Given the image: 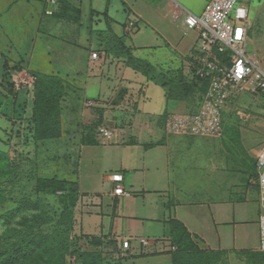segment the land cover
I'll list each match as a JSON object with an SVG mask.
<instances>
[{
	"label": "crops",
	"instance_id": "crops-1",
	"mask_svg": "<svg viewBox=\"0 0 264 264\" xmlns=\"http://www.w3.org/2000/svg\"><path fill=\"white\" fill-rule=\"evenodd\" d=\"M57 1V9L67 2L83 5L85 19L89 18L85 29L120 39L134 57L151 64L157 73L146 77L102 51L99 73L86 82V99L97 102L94 108L105 117L101 127L112 136L104 140L97 134L96 141L83 145L79 155L78 191L91 203L82 217L84 233L107 236L112 248L123 254L122 264H173L170 222L174 221L201 249L224 253L232 264H264L259 248L262 207L257 157L261 147L254 146L247 159L223 139L225 134L217 139L168 135L164 127L168 114L200 108L201 93L184 100L169 99L158 76L172 85L192 81L198 31L189 30L184 21L188 15L201 16L211 0ZM48 3L0 0L4 65L10 68L21 60L12 50L15 40L21 45L31 29L45 31L44 25L58 13ZM247 7L251 41L252 10ZM176 8L180 14L174 19ZM259 9L255 15L260 17ZM131 21L140 27L137 24L136 31L129 33ZM6 97L16 103L14 96ZM116 174L123 175V186L131 196L113 194L110 177ZM124 239L131 240L129 250L122 249ZM141 239H148L150 245L142 247Z\"/></svg>",
	"mask_w": 264,
	"mask_h": 264
},
{
	"label": "rangeland",
	"instance_id": "rangeland-1",
	"mask_svg": "<svg viewBox=\"0 0 264 264\" xmlns=\"http://www.w3.org/2000/svg\"><path fill=\"white\" fill-rule=\"evenodd\" d=\"M244 3L252 10L248 51L257 56L264 71V0ZM65 4L66 9H56L59 13L44 25L45 31L31 29L29 38L20 40L21 45L15 40L12 50L21 57L17 65L4 70L0 57V264H35L32 258L27 262L30 251L23 252L28 256H19L20 252L16 261L9 259L10 251L35 240L39 246L32 253L34 257L43 253L48 260L51 251L64 256L63 264H82L78 255L89 251L122 258L107 236L88 235L82 229V217L91 203L75 187L79 155L83 145L96 141L99 127L105 124L101 109H86V82L99 73L104 44L89 27L85 29L88 23L84 21L89 19H85L86 8ZM258 6L260 17L255 15ZM69 10L73 13L68 14ZM0 50H5L4 39H0ZM94 52L99 58L92 61ZM31 76L38 81L28 97L27 91L16 89L12 79L28 81ZM8 94L16 103L6 97ZM3 113L12 119H6ZM224 118L223 139L235 151L246 157L256 145L261 151L264 93H240L227 107ZM40 180H57L63 188L41 192ZM92 238H101V246ZM182 238V244L171 240L175 253H182L180 264H232L226 254L201 249L187 234Z\"/></svg>",
	"mask_w": 264,
	"mask_h": 264
},
{
	"label": "built area",
	"instance_id": "built-area-1",
	"mask_svg": "<svg viewBox=\"0 0 264 264\" xmlns=\"http://www.w3.org/2000/svg\"><path fill=\"white\" fill-rule=\"evenodd\" d=\"M57 0H49V7L56 6ZM245 2V1H244ZM242 0H211L205 6L201 16L188 15L185 25L189 30L198 31L197 63L192 81L203 79L208 82L206 93L200 108L194 113H170L165 119V131L168 135L222 138L225 134L224 113L233 104L240 93L251 95L264 93V71L256 55L248 51L249 9ZM180 9L176 8L174 19L178 18ZM137 23L131 21L127 31L133 32ZM99 54L94 52L92 60ZM16 89L32 90L36 78L28 81L13 77ZM96 101L88 100L87 107L94 108ZM99 136L108 140L112 132L100 127ZM258 182L260 187V203L262 213L259 220L260 251L264 252V145L257 157ZM113 194L117 197H129L131 192L123 186L121 174L112 175ZM151 241L141 239L142 247L149 246ZM130 239L122 240V249L129 250ZM176 248L170 246V252ZM117 256V252L112 251ZM123 257V254L119 255Z\"/></svg>",
	"mask_w": 264,
	"mask_h": 264
},
{
	"label": "trees",
	"instance_id": "trees-1",
	"mask_svg": "<svg viewBox=\"0 0 264 264\" xmlns=\"http://www.w3.org/2000/svg\"><path fill=\"white\" fill-rule=\"evenodd\" d=\"M56 2H57L56 6L53 8H50L51 11H55L57 9L58 1H56ZM48 6H49V3H48ZM67 6L68 5L63 4V5H61V8H59V9L62 10L64 7H67ZM64 9H66V8H64ZM58 13H54V15L56 16ZM98 35H99L101 42H103V44H104V48H103L104 50H102V51L106 52L107 54L113 55L117 59L123 60L124 63L127 65V67L133 69L136 72L142 73L146 77H149L150 75L156 76L157 73H156L155 68L151 64H149L148 62L134 57L131 50L128 47H126L125 44L120 39L115 38L113 36L104 37L103 34H99V33H98ZM8 69H9L8 65L7 64L4 65V70H8ZM158 77H159V81H160L162 87L166 89L169 99L184 100L190 94H192L194 92H198V93H201V102H202L203 97H204L206 90H207V87H208V82L206 80H203V79H195L191 82L178 81L175 83V85H172L169 82L165 81L164 76H158ZM36 79L37 80H36L35 87L37 85L38 78H36ZM23 90L28 92V97H29V92H31V91L28 89H23ZM27 106H28V101L25 100L24 105H23L24 113H26ZM194 112H197V110L190 112V113H194ZM4 116L8 120L12 119L11 117L10 118L7 117L6 114H4ZM23 117H24V115H23ZM75 187L78 191V186L76 185ZM62 188H63L62 183L57 181V180H46V181L40 180L38 182V190L41 192H54V191H58ZM72 189H74V188H72ZM74 192H76L75 189H74ZM170 223L172 225L171 240H175L179 244H182V242H183L182 236L185 234L189 235V233L187 232V230L183 226H181V224H178L177 222H174V221H171ZM189 236H191V235H189ZM92 239H93L92 241H94L98 247L101 246V241H100L101 238H92ZM36 241L37 240L27 242L28 245L25 246L24 248H20V247L15 248V250L17 249L16 253H15V250L10 251L9 259L11 261H16L18 254L20 252L21 253L19 254V256L21 254L23 255V252L26 253V251H30V253L28 254L29 256L23 255V256H28L27 262L30 261L29 258H32V259H34L35 264H54L55 262H58V264H63L64 256L63 255L57 256V254H54L51 251H48V260H45V255L43 253H38L34 257L32 253L37 248L38 243H36ZM38 246H39V244H38ZM113 256H114V254H113ZM172 256H173V264H180L181 263L182 253H179V254L175 253V254H172ZM78 258L82 264H122V258L116 259L114 257H111L110 255H107L106 253H104L102 251L83 252L82 254L78 255ZM40 259H43V261L40 262Z\"/></svg>",
	"mask_w": 264,
	"mask_h": 264
}]
</instances>
